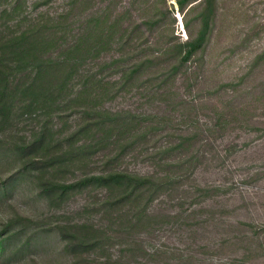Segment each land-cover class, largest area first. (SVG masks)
<instances>
[{"label": "rangeland", "instance_id": "obj_1", "mask_svg": "<svg viewBox=\"0 0 264 264\" xmlns=\"http://www.w3.org/2000/svg\"><path fill=\"white\" fill-rule=\"evenodd\" d=\"M104 14L128 43L92 36ZM31 32L68 77L49 116L0 114V264H264V0H0L2 40ZM43 126L50 152H24ZM112 170L161 183L44 188Z\"/></svg>", "mask_w": 264, "mask_h": 264}, {"label": "trees", "instance_id": "obj_2", "mask_svg": "<svg viewBox=\"0 0 264 264\" xmlns=\"http://www.w3.org/2000/svg\"><path fill=\"white\" fill-rule=\"evenodd\" d=\"M181 5L184 0H179ZM102 20L98 24L94 25L92 29V36L97 37L99 44L103 47L108 44L120 40L122 44L128 43L131 38V32L134 29L123 27L121 19H113L110 21L109 15L104 14ZM208 18H204V24L199 31L196 38H192L183 42L170 44L167 46L166 51H175V54H180V63H185L190 57L199 49L205 39L208 30ZM128 32V34H127ZM125 34H127L125 36ZM0 37V114L6 117L10 113V109L14 103V100L20 95L23 96V105L28 111H37L39 108L46 109L48 116L51 114L54 103H58L62 86L66 83L68 74L65 75L59 82L55 83L59 79L57 71L59 67L64 63L63 60H54L51 55L44 56L41 53L46 44L49 41L42 42L33 32L29 35H22L20 37L12 36L7 40H2ZM128 40V41H127ZM165 53H161L162 55ZM155 55V54H154ZM77 55H74V57ZM161 57V56H160ZM39 59V63L31 69L32 78L30 80H17L18 72L25 63L30 61H36ZM38 62V61H37ZM76 61H73V64ZM139 70L136 68L135 71ZM85 126H91L93 123L100 125L102 122L110 119L109 113L101 111L90 112L84 110ZM96 120L90 118L96 117ZM90 119V120H89ZM48 134L43 126L39 134L25 145L19 147L24 152L35 153L41 152L43 156L50 152V146L46 144ZM34 167H37L35 161L31 162ZM44 164L45 162L42 161ZM161 179H156L152 176H139L125 171L112 170L105 174H89L81 177L73 182H56V181H45V190L59 189L61 192H66L70 189L87 186L91 183H97L99 185L108 186L110 189L118 188L119 192L122 191H134L139 189L143 184H148V188L156 189L157 185H160ZM156 186V187H155ZM87 236L84 235V247L90 245Z\"/></svg>", "mask_w": 264, "mask_h": 264}]
</instances>
